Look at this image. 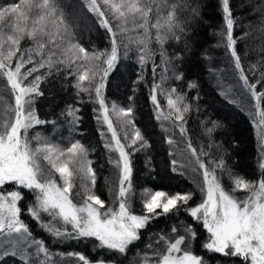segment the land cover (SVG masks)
<instances>
[{
  "label": "snow or ice",
  "instance_id": "1",
  "mask_svg": "<svg viewBox=\"0 0 264 264\" xmlns=\"http://www.w3.org/2000/svg\"><path fill=\"white\" fill-rule=\"evenodd\" d=\"M217 2L223 27L214 33L219 37L216 46L226 50L236 80L255 102L254 116L259 117L258 121H253L261 128L256 180L246 179L234 171L227 163V150L214 155L201 146L198 151L188 135L189 119L201 111L200 85L195 79H185L182 63L185 55L192 53L193 37L206 21L203 10L207 0H88L90 13L108 34L110 51H98L94 46L88 50L79 43L59 0L0 3V77L6 78L15 97V107L11 109L13 117L0 121V255L16 258L18 252H23L17 246L24 241L29 249L35 246V257L43 254L45 259H30L24 253L19 257L21 264H53L54 253L46 241L35 238L21 218L26 214L60 243L94 240L98 251L117 254L92 260L81 252L68 251L66 255L73 258L72 264H122L118 257L126 255L141 240V230L162 216H170L176 218L177 223L170 233L157 234L155 245L160 247L147 245L156 258L149 260L145 254L144 264H206L205 257L194 250L196 241L201 239L195 225H200L207 233L200 243L205 253L237 258L240 264H264V48L260 49V59L245 68L237 47L244 42L247 57L249 37L254 31H264V0L258 4L247 0L246 4L237 5V8L252 9L250 14L259 21L255 26L253 21L247 20V14L234 9L231 0ZM237 28L242 29L238 34ZM129 30L143 31L138 40V70L129 104L118 109L112 104V110L123 117L120 121L124 131L122 141L109 117L105 88L118 61L119 46H123L124 55L130 51L123 37H117V31L127 33ZM173 43L181 48L170 52L167 45ZM203 59L210 61L211 57L204 53ZM158 68L169 74H159V82ZM148 70L151 81L146 77ZM208 71L214 73L215 70L210 67ZM61 75L65 80H75L72 87L78 99L97 105L92 109L95 119L102 129L106 125V131L99 130V134L105 139L103 146L108 162L118 172V188L115 183L108 185L111 204L96 191L98 174L89 159L90 151L95 149L73 136L79 129V108L68 105L60 114L71 118L66 146L41 139L39 134L29 136L34 126L56 123L40 119L35 103L37 97L44 95L41 84ZM170 80L182 83L168 85ZM84 81H88L87 86ZM140 86L149 88L157 119L169 121L186 140L187 148L202 170V181L198 189L174 193L145 188L140 193L142 207L137 211L132 206L133 157L148 147V139L133 122L132 101ZM158 90L166 100L167 112L157 99ZM85 93L87 100L82 96ZM202 123L210 125L209 135L224 127L218 120L208 119ZM107 133L111 134L110 139ZM167 143L172 145L174 141L169 139ZM213 146L217 150L222 148L220 144H208L209 149ZM176 164L173 158L170 170L183 177L184 172ZM224 177L230 180V186L223 183ZM25 190L32 197L26 207L22 206ZM197 192L201 197L198 203ZM181 213L192 223L180 221ZM9 247L17 250L10 252ZM55 255L63 258L65 253ZM207 264L212 261L207 260Z\"/></svg>",
  "mask_w": 264,
  "mask_h": 264
},
{
  "label": "trees",
  "instance_id": "2",
  "mask_svg": "<svg viewBox=\"0 0 264 264\" xmlns=\"http://www.w3.org/2000/svg\"><path fill=\"white\" fill-rule=\"evenodd\" d=\"M9 0H0V3H7ZM261 0H255V3H260ZM63 6L67 18L72 22V30L77 38L86 49L91 50L94 46L98 51H110V44L108 34L98 26L94 14L90 13L88 9V0H59ZM231 3L240 14H247V20L253 21L254 26L259 24V21L254 15H251L252 9L250 7L237 8V5H244L247 0H231ZM203 14L206 21L201 24L197 33L193 37L195 43L191 54L184 57L182 63V70L185 74V79H195L200 85V100L199 106L201 111L194 114L188 122L189 137H191L194 146L198 151L201 146L205 151H210L214 155H219L220 152L227 150V163L238 174L243 175L246 179L256 180L259 175L258 158L260 151V133L261 128L257 127L253 122L258 121L259 117L254 116L255 108L254 101L250 95L244 91L239 83V91H230L232 80H236L233 66L229 63L226 50L220 46L217 47L219 37L215 35L220 28L223 27L222 12L218 6L217 0H207V7L204 8ZM264 27V26H262ZM143 30H129L127 33H120L117 31V37H123L125 43H128L130 51L128 55H124L123 46L118 48V61L116 66L109 74L106 83L105 95L109 106V116L113 115L112 122L116 128L118 135L122 138L124 131L121 128L120 121L123 119L122 115L112 110V104L119 107H126L129 104L128 97L132 95L133 80L135 79L138 70L136 63L137 49L140 47L138 40L142 37L140 33ZM153 34L155 30H152ZM242 29L237 28V34ZM255 37V38H253ZM74 41V42H77ZM249 47L247 48L248 55L244 56L245 48L244 42L237 45L238 51L241 53L245 68L250 67L251 64L256 63L261 56L260 49L264 48V31L257 30L253 32V36L249 37ZM119 45V39H118ZM169 51L179 50L180 45H167ZM207 53L211 60L203 59V54ZM103 60V57L101 58ZM157 62H159L157 58ZM149 62V69H150ZM106 67V65H103ZM213 68L214 73L208 71ZM44 71V70H41ZM259 71V69H257ZM157 82H159V74L169 75L163 72L162 68L157 69ZM146 77L151 81L150 70L146 71ZM31 79V78H30ZM237 81V80H236ZM75 83L73 78L65 80L63 75L50 77L41 84V89L44 92L42 97L36 98L35 109L40 119L53 121L55 124H45L34 126L29 130V136L39 134L41 139H46L51 142L59 143L61 146H66L69 143V124L70 117L61 116V112L66 109L68 105H73L79 108L78 115L80 117L78 133H74L75 139L81 140L90 149L89 159L92 160L93 167L97 171L96 191L102 199L111 204L112 196L109 192L110 184L115 183L118 188V172L108 162V153L104 148L105 139L99 134V130L106 131V125L101 128L95 119L93 108L97 107L92 103H83L76 96V89L72 87ZM173 83L180 84L182 82L168 81V85ZM85 86L88 81H84ZM149 88L147 86H140L135 93L132 106L134 109L133 122L136 127L140 128L142 135L148 139V147L140 152H137L133 157V189L134 197L132 206L137 211L142 207V200L140 193L145 188L152 190H163L170 193L175 191H185L189 188L199 187V182L202 181V170H199L197 164L196 170L189 172L190 163L192 160L196 161L191 153V150L186 146V140H183L179 134V130L173 128L169 121L157 119V110L151 103L149 96ZM223 93V95L221 94ZM83 99L87 100V94H82ZM227 97V99L225 98ZM14 94L7 84L6 78L0 77V121L3 120L5 114L14 108L13 104ZM157 99L161 102L162 110L167 112L166 100L157 91ZM229 101H232L231 103ZM197 116L199 118H197ZM208 119L218 120L224 127L217 129L214 133L209 135L207 128L210 127L207 123H202ZM163 125V127L161 126ZM167 128L168 131L164 129ZM33 131V133H31ZM131 135V129H129ZM111 134L107 133L110 139ZM172 139L174 143L169 145L167 141ZM213 143L222 145V148L217 150L215 146L211 149L208 144ZM116 155V154H112ZM177 161L176 167L184 172L181 177L170 170V161L172 159ZM181 158L185 160L188 168L183 166ZM206 159V157H202ZM188 170V172H187ZM223 183L230 186V180L227 177L223 178ZM7 187V186H6ZM243 195V193H237ZM25 201L22 206L26 207L27 203L32 199L31 195L25 190ZM200 194L197 192L196 201L200 200ZM115 206V205H114ZM22 219L29 225L33 235L37 239H44L53 253L63 252L64 257L57 256V263L53 264H72L73 258L67 257L68 251H78L92 260L97 256L101 259L116 257L117 254L107 250H97L96 242L94 240L71 241L60 243L53 239L45 230H42L36 221L32 220L28 215L22 214ZM180 221H188L192 223L184 213L180 214ZM177 223L174 217H161L159 220L153 221L147 229L141 230L142 237L136 245H134L126 255H120L118 258L122 264H144L145 254L149 260L156 257L153 256V250L147 248L149 243L154 247L157 234L170 233L171 227ZM197 231L200 233V240H197L194 250L198 254H202L207 260H211L212 264H240L237 258L224 257L220 254L205 253L200 247L201 241L206 238V231L200 226L195 225ZM23 252H18L16 258L9 255L5 258L0 256V264H21L20 255L27 253L30 259L43 260L42 254L35 257L34 250H25L26 243L19 246ZM11 252V251H10Z\"/></svg>",
  "mask_w": 264,
  "mask_h": 264
},
{
  "label": "rangeland",
  "instance_id": "3",
  "mask_svg": "<svg viewBox=\"0 0 264 264\" xmlns=\"http://www.w3.org/2000/svg\"><path fill=\"white\" fill-rule=\"evenodd\" d=\"M231 84H232V86L230 87V91H239L240 87H239V85H238V83H237L236 80H232ZM13 104H14V107H15V97H14V99H13ZM7 113H8V110H7V112H6V114H5V117H4L3 119H5V118H7V119H11V118L13 117V115H14L11 111L9 112V114H7ZM110 115L113 117L112 114H110ZM111 116H109V117H110V119L112 120ZM31 133H33V131H31ZM34 136H35V135H34ZM36 143H37V141L34 140V141H33V145H35ZM180 161H181V162H184V163H183V166H185V167L188 168V165H187V163L185 162V160H184L183 158H181ZM196 166H197L196 161H195V160H192V163H190V168H188L189 172H191L193 169H195ZM188 170H187V172H188ZM57 179H58V174H57ZM25 243H26V242L21 241V242L18 244L17 249H19V246H21V245H23V244H25ZM17 249H13V248L9 247V251H13V250H17ZM25 250H34V251H35V246H33L31 249H29V248L26 247ZM42 255H43V254H42ZM0 256H1V255H0ZM53 257H54V259H55L54 262L57 263V256L55 255V253H54Z\"/></svg>",
  "mask_w": 264,
  "mask_h": 264
}]
</instances>
